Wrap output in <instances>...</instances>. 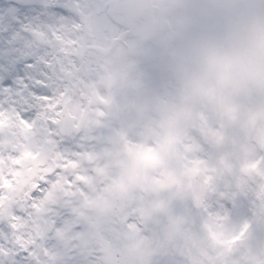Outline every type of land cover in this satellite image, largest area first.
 Listing matches in <instances>:
<instances>
[{"label":"clouds","instance_id":"clouds-1","mask_svg":"<svg viewBox=\"0 0 264 264\" xmlns=\"http://www.w3.org/2000/svg\"><path fill=\"white\" fill-rule=\"evenodd\" d=\"M0 264H264V0H0Z\"/></svg>","mask_w":264,"mask_h":264}]
</instances>
